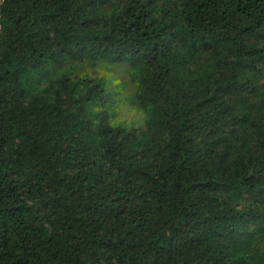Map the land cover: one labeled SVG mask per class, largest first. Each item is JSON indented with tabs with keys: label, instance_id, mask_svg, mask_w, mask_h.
Here are the masks:
<instances>
[{
	"label": "trees",
	"instance_id": "trees-1",
	"mask_svg": "<svg viewBox=\"0 0 264 264\" xmlns=\"http://www.w3.org/2000/svg\"><path fill=\"white\" fill-rule=\"evenodd\" d=\"M100 60L141 127L41 86ZM0 264H264V0H2Z\"/></svg>",
	"mask_w": 264,
	"mask_h": 264
},
{
	"label": "rangeland",
	"instance_id": "rangeland-1",
	"mask_svg": "<svg viewBox=\"0 0 264 264\" xmlns=\"http://www.w3.org/2000/svg\"><path fill=\"white\" fill-rule=\"evenodd\" d=\"M67 67V70L58 69L57 72L48 69L49 74H44L41 86L44 87L64 72L72 78L79 77L82 81L99 83L103 95L90 106L93 118L106 115L108 123L113 127L139 128L144 124L145 114L135 98L139 84L129 65L100 60L95 63H69Z\"/></svg>",
	"mask_w": 264,
	"mask_h": 264
}]
</instances>
